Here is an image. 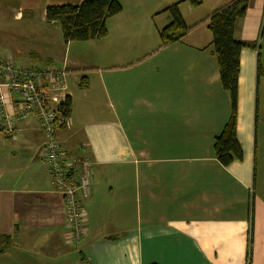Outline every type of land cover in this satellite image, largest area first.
<instances>
[{
  "label": "crops",
  "instance_id": "1",
  "mask_svg": "<svg viewBox=\"0 0 264 264\" xmlns=\"http://www.w3.org/2000/svg\"><path fill=\"white\" fill-rule=\"evenodd\" d=\"M1 1L0 16L22 23L27 38L19 61L0 40V58L67 68L62 95L71 108L57 138L70 157L92 162L94 181L87 198L77 191L85 210L77 250L43 156L40 121L19 120L12 137H0V234L12 238L0 264H80L82 256L91 264H264V195L257 194L264 95L257 46L240 55L243 160L225 166L213 151L231 100L202 21L232 0L182 1L186 23L199 24L164 46L159 31L171 21L165 8L181 0H119L122 10L107 20V35L91 40L89 61L81 47L72 54L73 41L46 18L49 5L83 0ZM262 29L264 0H249L234 36L258 43ZM2 93L14 113L22 95L6 85Z\"/></svg>",
  "mask_w": 264,
  "mask_h": 264
},
{
  "label": "trees",
  "instance_id": "2",
  "mask_svg": "<svg viewBox=\"0 0 264 264\" xmlns=\"http://www.w3.org/2000/svg\"><path fill=\"white\" fill-rule=\"evenodd\" d=\"M182 1H189L194 6L201 3V0H181L165 8L171 16V21L159 31L163 46L180 41L199 24L189 26L186 23L179 8ZM248 2L249 0H232L215 9L202 21L207 22V28L212 34L210 45L217 58L221 84L229 92L231 100L229 118L213 143L215 156L225 166L235 160H243V150L237 138L240 55L243 48H256L257 43L238 40L234 32L237 20L246 14ZM121 10L122 4L119 0H83L78 5H49L46 8V18L49 22L59 24L66 42L86 41L105 37L107 20ZM258 54L260 75L262 72L260 51ZM82 83L83 86L87 85L84 79ZM61 108L64 115L69 116L71 108L69 97L61 104ZM11 245V236L0 234V254Z\"/></svg>",
  "mask_w": 264,
  "mask_h": 264
},
{
  "label": "built area",
  "instance_id": "3",
  "mask_svg": "<svg viewBox=\"0 0 264 264\" xmlns=\"http://www.w3.org/2000/svg\"><path fill=\"white\" fill-rule=\"evenodd\" d=\"M68 70L65 66H22L10 57L0 58V137H12L17 131V122L36 116L45 135L42 147L43 156L48 165L52 182L66 204L69 240L79 249L85 233V210L77 191L82 198H87L93 185V166L87 158L70 157L58 142V131L65 124L68 116L64 115L61 104L66 97L62 95L65 77ZM22 95L21 100L14 102L15 112H8L5 107L3 86ZM80 264H91L82 256Z\"/></svg>",
  "mask_w": 264,
  "mask_h": 264
},
{
  "label": "rangeland",
  "instance_id": "4",
  "mask_svg": "<svg viewBox=\"0 0 264 264\" xmlns=\"http://www.w3.org/2000/svg\"><path fill=\"white\" fill-rule=\"evenodd\" d=\"M1 7H4L2 5V1L0 2V8ZM4 16L5 15L0 16L1 17L0 18V40L2 41L1 45L4 46L6 49L11 50L15 54V58L19 61L17 57L22 58L23 56H25V55H21L17 53L18 51L21 50L22 48L21 45L26 41L27 34H26V31L25 32L21 31L20 26L22 25V23L12 21L10 17H7L3 20ZM72 47H73L71 50L72 54L75 53L74 51L75 48L81 47L82 52H84L82 53L81 57L89 61L90 50L94 48L91 40L90 41L89 40L73 41ZM257 48H258V51H261L260 60H261V63L264 64V30L263 29L261 30V33L258 39ZM40 56H43V55L40 54ZM100 56L102 57V54H100ZM29 62L32 64H37L38 66H41V67L46 66V62L41 61L40 59H33L32 61L26 60V63L29 64ZM260 75H261L260 79H262V94L264 95V86H263L264 68H263V73H261ZM257 153H258V168H259V179H258V185H257L258 193L257 194L264 195V130H263V137L261 140V144L258 145Z\"/></svg>",
  "mask_w": 264,
  "mask_h": 264
},
{
  "label": "bare ground",
  "instance_id": "5",
  "mask_svg": "<svg viewBox=\"0 0 264 264\" xmlns=\"http://www.w3.org/2000/svg\"><path fill=\"white\" fill-rule=\"evenodd\" d=\"M67 212V211H66Z\"/></svg>",
  "mask_w": 264,
  "mask_h": 264
}]
</instances>
